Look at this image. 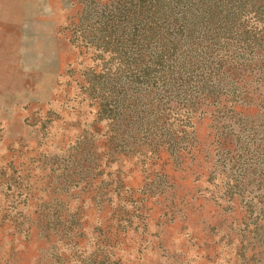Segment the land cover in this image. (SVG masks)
Instances as JSON below:
<instances>
[{"label": "rangeland", "instance_id": "rangeland-1", "mask_svg": "<svg viewBox=\"0 0 264 264\" xmlns=\"http://www.w3.org/2000/svg\"><path fill=\"white\" fill-rule=\"evenodd\" d=\"M0 264H264V0H0Z\"/></svg>", "mask_w": 264, "mask_h": 264}]
</instances>
